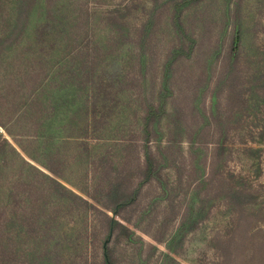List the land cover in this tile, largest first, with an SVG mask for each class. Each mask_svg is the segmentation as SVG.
I'll use <instances>...</instances> for the list:
<instances>
[{"label":"rangeland","instance_id":"obj_1","mask_svg":"<svg viewBox=\"0 0 264 264\" xmlns=\"http://www.w3.org/2000/svg\"><path fill=\"white\" fill-rule=\"evenodd\" d=\"M105 244L264 264V0H0V264H101Z\"/></svg>","mask_w":264,"mask_h":264},{"label":"trees","instance_id":"obj_2","mask_svg":"<svg viewBox=\"0 0 264 264\" xmlns=\"http://www.w3.org/2000/svg\"><path fill=\"white\" fill-rule=\"evenodd\" d=\"M176 14L177 15L173 16V21H174L176 30L180 32L182 30V25L180 24V21L178 20L179 13L177 12ZM239 39H240L239 34H236L232 38L231 46L233 50H237V48L239 47V43H240ZM181 52H183V49L179 48L174 51L173 56L177 57V55L180 54ZM162 110L163 108L161 104L156 105V106L150 104L149 106H147L144 117H143L144 119L143 129L145 133L144 134L145 139L143 142V150H142L143 158H144V166H143L144 172L142 173V180L144 182L152 181L156 179V175H155L157 171L156 165L158 164L156 160L154 159L153 154L149 147V133H150V124H152L154 121H156L159 118ZM2 138L5 140L4 137ZM249 149H252V148H249ZM130 192L126 195L124 191L121 189V186L115 185V188L112 190V192H110V197H109L110 201L108 204L105 205L111 212L121 217L124 221H127V219L123 217L122 210L127 204H131L132 202H134L133 201L134 193L133 192L130 193ZM106 230L109 234L114 233L115 238L117 240L128 238L132 234V231L130 230V228L126 224L121 222V220L114 218V217H109L108 215L106 218ZM101 258H102L101 264H114L111 249L107 244L102 246Z\"/></svg>","mask_w":264,"mask_h":264}]
</instances>
